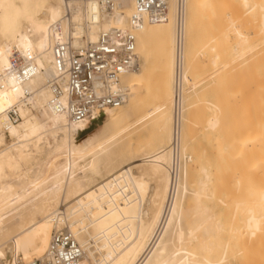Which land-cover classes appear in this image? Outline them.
Wrapping results in <instances>:
<instances>
[{"label":"bare ground","instance_id":"6f19581e","mask_svg":"<svg viewBox=\"0 0 264 264\" xmlns=\"http://www.w3.org/2000/svg\"><path fill=\"white\" fill-rule=\"evenodd\" d=\"M134 13L131 0L113 12L81 0H0V264L43 259L55 230L73 234L80 264H264V0H187L183 165L173 192L175 0L166 23L144 20L134 28ZM115 27L135 35L140 69L120 76L122 105L73 121L66 99L54 103L49 88L53 49L65 42L84 47ZM14 51L33 61V76L13 69ZM153 72L154 121L163 139L154 150L117 157V139L128 128L133 133ZM197 80L214 83L212 100L202 99ZM193 108L216 132L197 180L183 133ZM10 110L20 114L18 123ZM206 198L235 201L240 224L224 223L221 213L217 220L202 204ZM48 234L45 251L27 259L36 248L27 251L25 239L39 243Z\"/></svg>","mask_w":264,"mask_h":264},{"label":"built area","instance_id":"2783aa9c","mask_svg":"<svg viewBox=\"0 0 264 264\" xmlns=\"http://www.w3.org/2000/svg\"><path fill=\"white\" fill-rule=\"evenodd\" d=\"M97 3L106 11L113 12L120 4L129 0H81ZM135 13L131 25L139 27L144 20L152 24L169 21L171 0H131ZM187 0H175L176 45L173 97V132L168 147L171 154L169 174L171 192L182 172L183 157L181 133L185 99V19ZM135 35L130 31L112 28L101 34L98 41L86 46H73L69 42L59 43L53 49L55 76L49 82L54 103L66 99L67 110L73 121L80 122L92 113L106 107H119L125 102L126 92L117 89L123 73L140 69L136 53ZM13 69L23 79L33 76L35 70L31 59H24L18 52L11 55ZM14 124L21 120L16 110L9 111ZM83 251L73 234L66 230L54 231L45 257L28 264H80Z\"/></svg>","mask_w":264,"mask_h":264},{"label":"rangeland","instance_id":"374dc122","mask_svg":"<svg viewBox=\"0 0 264 264\" xmlns=\"http://www.w3.org/2000/svg\"><path fill=\"white\" fill-rule=\"evenodd\" d=\"M233 38L234 37H232V39ZM197 60L200 62H205L204 61L205 58H203L201 56H199ZM154 61H155L154 59H150V62H151L150 64H152ZM197 83H198V86L196 85L197 91L199 89H202V90H199V92H201V93H203V91H205L201 95L203 98L200 97V95H199V97L204 99L205 101L206 100H212L213 94H214L213 93V91H214L213 86L215 87L214 83L212 82V84H211V80H207L203 83L201 82L202 84L200 83L199 80H197ZM204 86L206 88H204ZM208 86H210V87L212 86L211 90ZM142 93H143L142 96L139 97L140 114L134 121L133 133H131V135H130V132L132 129L128 128L126 131L122 132L120 134V137H118V139H117V147L115 150L117 153V157L123 158L126 156V157L130 158V157H133V156L139 154L140 152L154 150L160 145V142L163 139V135H161L158 132V129L156 127V123L154 121L155 116H156V111H157V98H158V94H159L158 74L156 72H153V75H152V78L150 80L148 88L143 90ZM190 95L191 94H188V95H186V97H190ZM189 99H190L189 102L194 101V99L192 98V95ZM189 102H187V103H189ZM203 103L205 104V102H203ZM196 109L197 108H193L192 110L185 112L186 120L188 119V122L185 121V123H184L185 126L183 125V127H185L183 129V133H184V131H186L185 133L188 132L186 134L187 144H188V152H189L188 154L193 156L194 162H190L189 163L190 167H189V164H188V167H189V169H191L190 171H191V174H192V177L194 178V180H197V177H199V178L201 177V176H198L200 166L204 165L206 163L207 158L212 157V155L215 151L214 146H213L214 143L212 142L213 139H211V137L214 136L213 135L214 133L216 134V132H212L210 130H207L204 126L205 124L203 125V121L200 122L201 120L196 119L197 117H195V114H194V111L196 112ZM242 111L244 112L243 108H242L241 112ZM191 115L193 118L191 117ZM211 117H212L211 112H209L207 110V118L210 119ZM186 123H187V126H186ZM96 132H97L96 130L93 131V133H96ZM208 136L210 137V139H208ZM189 137H190V139H189ZM189 149H190V151H189ZM197 159L199 162L197 161ZM189 196L187 199L188 204H189V205L187 204V208H188V206L190 208L191 203H192V200H191L192 197H191V195H189ZM231 202L232 201H230V203H228L227 205H223V204L221 205V203L216 201V199L206 198L205 200H202V204L205 205V207L207 209H208V207H209V209H211L213 216L215 218L217 217V220H218L219 214L221 213L222 215L220 214V217H219L220 220H222L224 223H227V224L232 223V222L233 223L237 222L236 223V225H237V224H240L239 218L241 217L240 214H242V213L240 211L236 212L235 208H233V207H235V205H234L235 201L233 204ZM228 205H230V206H228ZM231 208H233L234 211L232 209V212H230ZM209 212H210V210H209ZM233 215H234V217L236 215V217H235L236 219H234V217H232ZM232 219L234 221H232ZM242 230H243V228H242ZM244 233L246 234V231H244L243 234ZM245 234L241 235L242 236L241 238L244 237L243 238L244 240L242 239V243L247 240V238H246L247 234L246 235ZM49 236L50 235L48 234L46 236V238L39 240V243L36 242L37 239H35V238H26L25 239V247H26L27 251H28V249H31L33 247L36 248L35 252H33V253L28 252L27 253V259H30L34 253H43L45 251ZM223 239L226 241L227 237L224 236ZM35 243L37 244V246ZM223 244H222V246H223ZM89 251H90V253H94L95 252L94 247H91L89 249ZM230 258H231V256H230Z\"/></svg>","mask_w":264,"mask_h":264}]
</instances>
